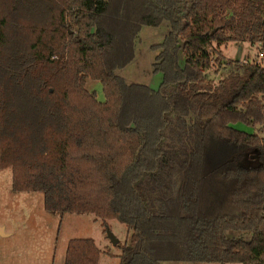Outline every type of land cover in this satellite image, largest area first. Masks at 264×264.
I'll use <instances>...</instances> for the list:
<instances>
[{
	"label": "trees",
	"instance_id": "obj_1",
	"mask_svg": "<svg viewBox=\"0 0 264 264\" xmlns=\"http://www.w3.org/2000/svg\"><path fill=\"white\" fill-rule=\"evenodd\" d=\"M163 22L159 88L128 83ZM234 41L264 45V0H0V169L50 212L124 223L120 264H264V65L226 58ZM103 252L74 237L65 264Z\"/></svg>",
	"mask_w": 264,
	"mask_h": 264
},
{
	"label": "rangeland",
	"instance_id": "obj_2",
	"mask_svg": "<svg viewBox=\"0 0 264 264\" xmlns=\"http://www.w3.org/2000/svg\"><path fill=\"white\" fill-rule=\"evenodd\" d=\"M170 30L169 22L160 26H142L134 40V58L116 73L128 83H139L158 89L163 75L154 71V63L158 51L153 45L160 43ZM263 44L253 45L250 42H230L225 47L226 58L243 59L253 62L258 60L264 65L260 56ZM262 57V58H261ZM217 64L208 71L210 77L217 79ZM86 88L94 91L99 101H105V93L101 81L91 78L86 80ZM239 129L250 133L259 132L258 125L238 122ZM12 168L0 169V264H65L68 241L74 237H91L104 252L99 264H120L118 255L121 249L113 245L108 237L110 229L123 243L128 234L127 226L117 219H97L92 213L68 212L61 215L45 208L44 193L19 192L12 187ZM10 234H8V233ZM238 234L230 231L229 235ZM161 264H220L218 262H185L162 261ZM239 264V263H228Z\"/></svg>",
	"mask_w": 264,
	"mask_h": 264
},
{
	"label": "water",
	"instance_id": "obj_3",
	"mask_svg": "<svg viewBox=\"0 0 264 264\" xmlns=\"http://www.w3.org/2000/svg\"><path fill=\"white\" fill-rule=\"evenodd\" d=\"M107 233L113 245H118L120 241L119 238L110 229H107Z\"/></svg>",
	"mask_w": 264,
	"mask_h": 264
},
{
	"label": "crops",
	"instance_id": "obj_4",
	"mask_svg": "<svg viewBox=\"0 0 264 264\" xmlns=\"http://www.w3.org/2000/svg\"><path fill=\"white\" fill-rule=\"evenodd\" d=\"M244 43L246 44V42H244ZM253 45H256V44H253ZM227 46H228V44L223 45V46L220 47V49L222 50V52H223V54L225 55V57H227V56H226V54L224 53V50H225V47H227ZM260 53H261V52H260ZM263 53H264V52H263ZM262 57L264 58V56H262ZM262 57H261V58H262ZM241 60H243V59H241ZM244 61H248V60H244ZM236 125H238V124H235V126H236ZM0 229L3 230V233H5V229H4L3 227H0ZM7 233H8V232H7ZM8 234H10V233H8Z\"/></svg>",
	"mask_w": 264,
	"mask_h": 264
},
{
	"label": "built area",
	"instance_id": "obj_5",
	"mask_svg": "<svg viewBox=\"0 0 264 264\" xmlns=\"http://www.w3.org/2000/svg\"><path fill=\"white\" fill-rule=\"evenodd\" d=\"M260 56H264V53H263V52H261V53H260Z\"/></svg>",
	"mask_w": 264,
	"mask_h": 264
},
{
	"label": "bare ground",
	"instance_id": "obj_6",
	"mask_svg": "<svg viewBox=\"0 0 264 264\" xmlns=\"http://www.w3.org/2000/svg\"><path fill=\"white\" fill-rule=\"evenodd\" d=\"M1 230V229H0Z\"/></svg>",
	"mask_w": 264,
	"mask_h": 264
}]
</instances>
